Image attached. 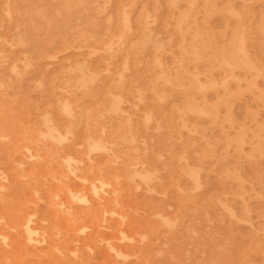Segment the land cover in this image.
<instances>
[{
	"label": "rangeland",
	"instance_id": "obj_1",
	"mask_svg": "<svg viewBox=\"0 0 264 264\" xmlns=\"http://www.w3.org/2000/svg\"><path fill=\"white\" fill-rule=\"evenodd\" d=\"M0 54V264H264V0H0Z\"/></svg>",
	"mask_w": 264,
	"mask_h": 264
},
{
	"label": "bare ground",
	"instance_id": "obj_2",
	"mask_svg": "<svg viewBox=\"0 0 264 264\" xmlns=\"http://www.w3.org/2000/svg\"><path fill=\"white\" fill-rule=\"evenodd\" d=\"M109 1H110V0H109ZM91 2H92V1H91ZM210 5H211V4H210ZM7 6H8V5H7ZM211 6H212V5H211ZM10 7H11V6H10ZM173 7H174V6H173ZM6 9H7V8H6ZM176 9H178V8H176ZM100 10H101V9H100ZM102 10H103V9H102ZM102 10H101V11H102ZM5 11H6V10H5ZM8 11H9V10H7V12H8ZM10 11H11V9H10ZM98 12H99V11H98ZM102 12H103V11H102ZM180 12H181V11H180ZM189 12H190V11H189ZM9 13H10V12H9ZM123 13H124V12H123ZM9 15H11V14H9ZM125 15H126V14H125ZM126 16H127V15H126ZM126 16H125V17H126ZM117 17H118V16H117ZM118 18H119V17H118ZM127 18H128V17H127ZM78 19H79V18H78ZM119 19H120V18H119ZM120 20H121V19H120ZM185 20H186V19H185ZM127 21H128V20H127ZM186 21H187V20H186ZM64 22H65V20H64ZM123 22H124V21H123ZM179 22H182V21H180V19H179ZM184 22H185V21H184ZM126 23H127V22H125V24H126ZM185 23H186V22H185ZM23 24H24V23H23ZM80 24H82V23H80ZM64 25H65V24H63V26H64ZM178 25H179V24H178ZM182 25H183V24H182ZM23 26H24V25H23ZM25 26H26V25H25ZM26 27H27V26H26ZM58 27H60V26H58ZM71 27H72V26H71ZM21 28H22V27H21ZM65 28H67V27L65 26ZM73 28H74V27H73ZM179 28H180V27H179ZM68 29H69V28H68ZM80 29H81V28H80ZM23 30H26V29H23ZM55 30H56V29H55ZM71 30H72V29H71ZM106 30H107V29H106ZM188 30H189V29H188ZM244 30H245V29H244ZM236 31H237V30H236ZM15 32H16V31H15ZM21 32H22V31H21ZM57 32H59V31H57ZM64 32H66V31H64ZM69 32H70V31H69ZM241 32H242V31H241ZM245 32H246V31H245ZM23 33H24V31H23ZM59 33H61V32H59ZM59 33L57 34V36L59 35ZM67 33H68V32H67ZM67 33H66V34H67ZM105 33L107 34L106 31H105ZM239 33H240V32H239ZM24 34H25V33H24ZM28 34H29V33H28ZM61 35H62V34H61ZM72 35H73V34H72ZM101 35H102V34H101ZM182 35H183V34H182ZM184 35H185V34H184ZM196 35H198V34H196ZM196 35H195V36H196ZM18 36H19V35H18ZM20 36H21V35H20ZM20 36H19V37H20ZM118 36H119V34H118ZM23 37H24V35H23ZM122 37H123V36H122ZM122 37H121V38H122ZM20 38H21V37H20ZM73 38H74V37H73ZM83 38H84V37H83ZM87 38H88V37H87ZM104 38H105V37H104ZM117 38H118V37H117ZM245 38H246V37H245ZM112 39H113V37H112ZM118 39H119V38H118ZM233 39H234V36H233ZM246 39H247V38H246ZM19 40H20V39H19ZM57 40H58V39H57ZM100 40H102V39H100ZM107 40H108V39H107ZM193 40H194V39H193ZM243 40H244V39H243ZM243 40H242V42H243ZM5 41H6V40H5ZM74 41H76V40L74 39ZM98 41H99V39H98ZM109 41H110V40H109ZM109 41H107V42L109 43ZM120 41H121V40H120ZM6 42H7V41H6ZM101 42H103V41H101ZM104 42H105V41H104ZM182 42H183V41H182ZM193 42H194V41H193ZM242 42H241V43H242ZM20 43H21V42H20ZM82 43H83V42H82ZM96 43H97V41H96ZM98 43H99V42H98ZM115 43H116V42H115ZM8 44H9V43H8ZM73 44H74V43H73ZM101 44H102V43H101ZM111 44H114V43H110V45H111ZM182 44H184V43H182ZM229 44H230V43H229ZM106 45H107V44H106ZM108 45H109V44H108ZM197 45H198V44H197ZM73 46H74V45H73ZM96 46H97V47H98V46L100 47V44H99V45L95 44V47H96ZM230 46H231V45H230ZM80 47H81V46H80ZM107 47H108V46H107ZM202 47H203V45H202ZM56 48H57V47H56ZM59 48H60V47H59ZM61 48H62V47H61ZM68 48H69V47H68ZM104 48H106V46H105ZM110 48H112V47H110ZM203 48H204V47H203ZM227 48H230V47H227ZM227 48H226V49H227ZM57 49H58V48H57ZM63 49H64V48H63ZM91 49H92V48H91ZM95 49H96V48H95ZM204 49H205V48H204ZM54 50H56V49H54ZM65 50H66V49H65ZM112 50H113V48H112ZM232 50H234V49H232ZM95 51L99 52L100 49H99V51H98V50H94V53H95ZM218 51H219V50H218ZM4 52H5V51H4ZM90 52H91V51H90ZM97 52H96V53H97ZM101 52H102V51H101ZM103 52H104V51H103ZM111 52H112V51H111ZM190 52H191V51H190ZM200 52H201V51H200ZM5 53H6V52H5ZM92 53H93V52H92ZM222 53H223V51H222ZM1 54H3V52H2ZM1 54H0V56H1ZM202 54H203V53H202ZM10 55H11V54H10ZM55 55H56V54H54V56H55ZM56 56H57V55H56ZM202 57H203V56H202ZM224 57H225V56H224ZM0 58H1V57H0ZM3 58H4V57H3ZM184 58H185V57H184ZM219 58H220V56H219ZM6 59H8V58H6ZM192 59H194V58L192 57ZM200 59H201V58H200ZM232 59H233V58H232ZM234 59H235V57H234ZM234 59H233V60H234ZM1 60L3 61L4 59L1 58ZM18 60H20V59H18ZM18 60H17V61H18ZM182 60H184V59H182ZM222 60H223V59H222ZM227 60H228V59H227ZM254 60H256V59H254ZM223 61H224V60H223ZM256 61H257V60H256ZM24 62H25V60L23 61V63H24ZM189 62H190V61H189ZM192 62H193V61H192ZM228 62H229V60H228ZM1 63H3V62H1ZM12 63H13V62H12ZM28 63H29V62H28ZM223 63H224V62H223ZM225 63H227V62H225ZM230 63H231V61H230ZM230 63H227V64H230ZM232 63H233V62H232ZM254 63H255V62H254ZM15 64H16V63H15ZM187 64H188V63H187ZM220 64H222V63H220ZM176 65H177V64H176ZM223 65H224V64H223ZM230 65H231V64H230ZM259 65H260V64H259ZM261 65H262V64H261ZM226 66H227V65H226ZM15 67H17V66H15ZM176 67H177V66H176ZM262 67H263V65H262ZM262 67H261V68H262ZM228 68H230V66H229ZM259 68H260V66H259ZM263 68H264V67H263ZM175 69H176V68H175ZM219 69H220V68H219ZM187 70H188V69H187ZM220 70H221V69H220ZM66 71H67V70H66ZM90 71H91V70H90ZM196 71H197V70H196ZM243 71H244V70H243ZM18 72H19V70H18ZM92 72H94V71H92ZM228 72H229V71H228ZM232 72H233V71H232ZM249 72H250V71H249ZM261 72H262V71H261ZM12 73H13V72H12ZM96 73H97V72H96ZM169 73H170V72H169ZM230 73H231V72H230ZM68 74H69V73H68ZM179 74H181V73H179ZM66 75H67V74H66ZM176 75H177V74H176ZM231 75H232V74H231ZM68 76H69V75H68ZM199 76H200V75H199ZM209 76H210V75H209ZM214 76H215V75H214ZM69 77H70V76H69ZM219 77H220V76H219ZM219 77H217V78H219ZM63 78H65V77H63ZM156 78H157V77H156ZM171 78H172V77H171ZM193 78H194V77H193ZM220 78H221V77H220ZM229 78H232V77H229ZM120 79H122V78H121V75H120ZM157 79H159V78H157ZM160 79H161V78H160ZM71 80H72V78H71ZM118 80H119V79H118ZM225 80H226V79H225ZM227 80H228V79H227ZM234 80H235V79H234ZM66 81H67V80H66ZM237 81H238V80H236V82H237ZM185 82H186V81H185ZM212 82H213V81H212ZM212 82H211V83H212ZM214 82H215V81H214ZM217 82H218V81H217ZM221 82H224V83H225L226 81L221 80ZM64 83H65V82H64ZM66 83H67V82H66ZM116 83L119 84L118 82H116ZM229 83H230V80H229ZM239 83H240V82H239ZM239 83H238V84H239ZM68 84H71V83H68ZM120 84H121V83H120ZM174 84H175V83H174ZM183 84H184V83H183ZM238 84H237V85H238ZM257 84H258V83H257ZM185 85H186V84H185ZM185 85H184V86H185ZM215 85H216V84H215ZM228 85H229V84H228ZM66 86H67V85H66ZM69 86L72 88V85H69ZM171 86H172V85H171ZM176 86H178V84H177ZM176 86H175V88H178V87H176ZM187 86H188V85H187ZM0 87H1V86H0ZM194 87H195V86H194ZM199 87H200V86H199ZM201 87H202V86H201ZM201 87H200V88H201ZM217 87H218V86H215L214 88H217ZM219 87H220V86H219ZM219 87H218V88H219ZM229 87H230V86H229ZM251 87H252V86H251ZM185 88H186V87H185ZM188 88H189V87H188ZM255 88H256V87H255ZM190 89H191V88H190ZM66 90H67V89H66ZM111 90H112V89H111ZM84 91H85V90H84ZM86 91H87V90H86ZM167 91H168V90H167ZM167 91L165 90V92H167ZM233 91H234V90H233ZM113 92H114V91H113ZM222 92H223V91H222ZM167 93H168V92H167ZM225 93H226V92H225ZM225 93H224V95H225ZM231 93H232V92H231ZM86 94H87V93H85V95H86ZM197 94H198V93H197ZM203 94L205 95V92H204ZM226 94H227V93H226ZM199 95H200V94H199ZM222 95H223V93H222ZM224 95H223V96H224ZM79 96H80V95H79ZM192 96H194V95H192ZM205 97H206V96H205ZM221 97H222V96H221ZM64 100H65V99H64ZM192 100H193V98H192ZM66 101H67V99H66ZM59 102H61V101H59ZM198 102H199V101H198ZM63 103H64V102H63ZM67 103H68V102H67ZM67 103H65V104H67ZM76 103H77V102H76ZM182 105H183V104H182ZM67 106H70V104H67ZM73 106H74V105H73ZM103 106H105V105H103ZM203 106H204V105H203ZM57 107H58V106H57ZM60 107H61V106H60ZM76 107H77V106H76ZM63 108H64V107H63ZM74 108H75V107H74ZM77 108H78V107H77ZM101 108H102V106H101ZM206 108H208V107H206ZM81 109H84V110H85V108H81ZM108 109H109V108H108ZM187 109H188V107H187ZM208 109H209V108H208ZM69 110H71L70 107H69ZM62 111H63V109H62ZM86 111H89V110H86ZM86 111H85V113H86ZM127 111H128V109H127ZM210 111H211V110H210ZM70 112H71V111H70ZM79 112H81V110H79ZM106 112H108V111H106ZM46 113H48V112H46ZM46 113H45V115H47ZM63 113H64V112H63ZM81 113H82V112H81ZM81 113H80V115H81ZM64 114H65V113H64ZM70 114H71V113H70ZM89 114H90V113H89ZM95 114H96V113H95ZM144 114H145V113H144ZM152 114H153V113H152ZM49 115H50V113H49ZM49 115H47V116H49ZM65 115H66V114H65ZM68 115H69V114H68ZM85 115H86V114H85ZM123 115H124V114H123ZM125 115H126V114H125ZM142 115H143V114H142ZM147 115H148V114H147ZM59 116H60V115H59ZM69 116H70V115H69ZM81 116H82V115H81ZM127 116H128V115H127ZM148 116H149V115H148ZM49 117H50V116H49ZM70 117H71V116H70ZM72 117H73V116H72ZM72 117H71V118H72ZM83 117H84V116H83ZM119 117H120V116H119ZM119 117H118V118H119ZM122 117H123V116H122ZM42 118H43V115H42ZM45 118H47V117H45ZM97 118H98V117H97ZM149 118H150V121H151V118H152V117L150 116ZM123 119H124V117H123ZM145 119H147V117H145ZM180 119H181V118H180ZM199 119H200V118H199ZM88 120H89V118H88ZM88 120H87V121H88ZM124 120H125V119H124ZM44 121H45V120H44ZM48 121H49V120H48ZM50 121H51V119H50ZM83 121H84V120H83ZM130 121H131V119H130ZM148 121H149V120H148ZM148 121H147V122H148ZM180 121H181V120H180ZM51 122H52V121H51ZM88 122H90V121H88ZM47 123H48V122H47ZM149 123H151V122H149ZM182 123H183V122H182ZM43 124H44V123H43ZM45 124H46V123H45ZM45 124H44V125H45ZM50 124H51V123H50ZM69 124H70V120H69ZM85 124H86V121H85ZM85 124H84V127H85ZM93 124H94V122H93ZM187 124H188V123H187ZM187 124H186V125H187ZM24 125H25V124H24ZM87 125H88V124H87ZM87 125H86V126H87ZM94 125H95V124H94ZM98 125H99V124H97V126H98ZM27 126H28V125H27ZM47 126H48V125L46 124L45 127H47ZM70 126H71V125H70ZM80 126H82V125H80ZM88 126H89V125H88ZM88 126H87V129H86V130H87V131H86L87 133H88ZM198 126H199V125H198ZM25 127H26V126H25ZM52 128H53V127H52ZM54 128H55V127H54ZM92 128H94V126H93ZM95 128H96V127H95ZM191 128H192V127H191ZM191 128H190V129H191ZM46 129H47V128H46ZM83 129H84V128H83ZM192 129H193V128H192ZM47 130H48V129H47ZM54 130H55V129H54ZM65 130H68V129H65ZM2 131H3V128H2ZM4 131H6V130L4 129ZM7 131H8V130H7ZM38 131H39V130H38ZM40 131H41V130H40ZM40 131H39V133H40ZM48 131H49V130H48ZM48 131H47V132H48ZM50 131H51V130H50ZM68 131H69V130H68ZM103 131H104V130H103ZM47 132H46V133H47ZM54 132H55V131H54ZM58 132H59V131H58ZM83 132H84V131H83ZM50 133H51V132H50ZM59 133H60V132H59ZM125 133H126V132H125ZM0 134H5V133H0ZM40 134H41V133H40ZM40 134H39V135H40ZM52 134H53V133H52ZM70 134H71V133H70ZM70 134H69V135H70ZM91 134H92V133H91ZM102 134H104V132H103ZM119 134H120V133H119ZM122 134H123V132H122ZM7 135L10 137L9 133H8ZM41 135H43V134H41ZM60 135H61V133H60ZM116 135H117V134H116ZM200 135H201V134H200ZM0 136H1V135H0ZM2 136H3V135H2ZM8 136H7V137H8ZM57 136H58V135H57ZM57 136H56V137H57ZM62 136H64V135H62ZM71 136L73 137V134H72ZM81 136H82V135H81ZM92 136L94 137V134H92ZM108 136H109V135H108ZM121 136H122V135H121ZM130 136H131V135H130ZM4 137H5V136H4ZM66 137H67V136H66ZM87 137H88V136H87ZM125 137H126V136H125ZM240 138H241V137H240ZM24 139H26V138H24ZM43 139H44V138H43ZM45 139L47 140L46 137H45ZM49 139H51V138H49ZM49 139H48V140H49ZM107 139H108V138H107ZM130 139H131V138H130ZM241 139H242V138H241ZM7 140H8V139H7ZM52 140H53V142H54L55 137H54V139L52 138ZM58 140H60V139H58ZM69 140H70V139H69ZM1 141H2V139H1ZM28 141H29V139H28ZM63 141H64V140H63ZM66 141H68V138H67V140H65L64 142H66ZM91 141L93 142V140H91ZM99 141H100V139H99ZM117 141H120V140H117ZM131 141H132V140H131ZM105 142H106V141H105ZM122 142H123V140H122ZM229 142H230V141H229ZM242 142H243V140H241V144H242ZM36 143H38V142H36ZM50 143H51V142H50ZM55 143H56V142H55ZM61 143H62V142H61ZM85 143H86V142H85ZM96 143H97V142H96ZM99 143H100V142H99ZM128 143L131 144L130 142H128ZM132 143H133V141H132ZM244 143H246V142H244ZM57 144H58V143H57ZM92 144H93V143H92ZM100 144H102V143H100ZM106 144H107V143H105V145H106ZM113 144H114V143H113ZM262 144H263V143H262ZM90 145H91V144H90ZM93 145H94V144H93ZM102 145H103V144H102ZM108 145L114 147V146L111 145V144H108ZM134 145H135V144H134ZM254 145H255V144H254ZM26 146H27V144H26ZM45 146H46V145H45ZM75 146H76V145H75ZM82 146H83V145H82ZM255 146H256V145H255ZM21 147H23V146H21ZM24 147H25V146H24ZM87 147H88V145H87ZM101 147H102V146H100V148H101ZM135 147H136V146H135ZM45 148L47 149V147H45ZM100 148H98V149H100ZM253 148H254V147H253ZM79 149H80V148H79ZM89 149H90V147H89ZM101 149H102V148H101ZM101 149H100V150H101ZM105 149H106V148H105ZM105 149H104V146H103V151H105ZM20 150H22V149H20ZM23 150H24V149H23ZM30 150H31V149H30ZM87 150H88V148H87ZM107 150H109V149H107ZM61 151H62V150H61ZM92 151H93V150H91V152H92ZM101 151H102V150H101ZM133 151H134V150H133ZM256 151H257V150H256ZM256 151H254V152H256ZM26 152H27V151H26ZM50 152H51V151H50ZM55 152H56V151H55ZM96 152H100V151H97V150H96ZM105 152H106V151H105ZM105 152H104V153H105ZM110 152H112V151H110ZM134 152H135V151H134ZM27 153H28V152H27ZM92 153H94V152H92ZM135 153H136V152H135ZM28 154H29V153H28ZM53 154H55V153H53ZM87 154H88V156H89V152H87ZM106 154H107V153H106ZM37 155H38V151H37ZM48 155H49V153H48ZM50 155H52V154H50ZM107 155H108V154H107ZM112 155H113V153H112ZM114 155H115V154H114ZM114 155H113V156H114ZM185 155L188 157L187 154H185ZM35 156H36V155H35ZM35 156L32 155L30 158H32V157L34 158ZM38 156H39V155H38ZM38 156H36V157L38 158ZM65 156H66V155H65ZM69 156H71V155H69ZM69 156L67 157V159L69 158ZM84 156H85V155H84ZM86 156H87V155H86ZM115 156H116V155H115ZM115 156H114V157H115ZM23 157H24V155H23ZM25 157H26V156H25ZM72 157H73V156H72ZM80 157H81V156H80ZM250 157H251V156H249L248 159H250ZM28 158H29V157H28ZM50 158H51V157H50ZM52 158H53V157H52ZM88 158H89V157H88ZM117 158H119V157H117ZM117 158H116V159H117ZM130 158H131V157H130ZM65 159H66V158H65ZM69 159L72 160L71 158H69ZM69 159H68V160H69ZM89 159H90V158H89ZM116 159H115V161H116ZM188 159H189V157H188ZM90 160H91V159H90ZM64 161H65V160H64ZM79 161H80V160H79ZM88 161H89V160H88ZM182 161H183V160H182ZM189 161H190V160H189ZM62 162H63V158H62ZM69 162H70V161H69ZM71 162H72V161H71ZM74 162H75V161H74ZM76 162H77V160H76ZM80 162H81V161H80ZM80 162H78V163L81 164ZM14 163H15V162H14ZM21 163H22V161H21ZM126 163H127V162H126ZM136 163H137V162H136ZM185 163H187V162L185 161ZM18 164H20V163H18ZM18 164H17V165H18ZM63 164H64V163H63ZM63 164H62V165H63ZM20 165H21V164H20ZM91 165H92V164H91ZM140 165H141V164H140ZM196 165H197V164H196ZM199 165H200V164H199ZM71 166H72V165H71ZM80 166H81V165H80ZM133 166H134V165H133ZM18 167L21 168V166H19V165H18ZM67 167H68V166H67ZM123 167H124V166H123ZM131 167H132V166H131ZM142 167H143V165H142ZM60 168H61V167H60ZM64 168H65V167H64ZM68 168H69V167H68ZM91 168H92V167H91ZM103 168H105V166H104ZM178 169H179V167H178ZM61 170H62V169H61ZM90 170H91V169H90ZM97 170H98V169H97ZM109 170H110V169H109ZM179 170H180V169H179ZM197 170H199V169H197ZM34 171H35V170H34ZM42 171H43V170H42ZM62 171H63V170H62ZM70 171H71V172H74L75 170H74V169H70ZM79 171H80V170H79ZM79 171H78V172H79ZM84 171H85V170H84ZM91 171H92V170H91ZM91 171H90V172H91ZM98 171H101V170H98ZM116 171H117V170H116ZM134 171H135V169H134ZM144 171H145V170H144ZM183 171H184V169H183ZM202 171H203V170H202ZM53 172H54V171H53ZM75 172H76V171H75ZM145 172H146V171H145ZM2 173H3V172H2ZM67 173H68V171H67ZM86 173H87V172H86ZM93 173H94V172H93ZM47 174H48V173H47ZM72 174H73V173H72ZM72 174H71V175H72ZM100 174H102V173L100 172ZM140 174H142V173H140ZM225 174H226V173H225ZM91 175H92V174H91ZM135 175H136V174H135ZM226 175H227V174H226ZM0 176H1V175H0ZM3 176H4V175H3ZM63 176H64V175H63ZM74 176H75V175H74ZM82 176H84V175H82ZM133 176H134V175H133ZM152 176H153V175H152ZM224 176H225V175H224ZM6 177H7V176H6ZM28 177L30 178V176H28ZM33 177H35V176H33ZM41 177H42V176H41ZM46 177H47V176H46ZM50 177H52V176H50ZM115 177H116V176H115ZM115 177H114V178H115ZM146 177H147V176H146ZM153 177H154V176H153ZM226 177H227V176H226ZM4 178H5V177H4ZM26 178H27V177H26ZM43 178H44V177H43ZM62 178H63V177H62ZM77 178H78V177H77ZM100 178H101V175H100ZM102 178H103V177H102ZM119 178H120V177H119ZM128 178H130V177H128ZM136 178H137V177H136ZM139 178H141V177H138V179H139ZM227 178H228V177H227ZM227 178H226V179H227ZM6 179H7V178H6ZM53 179H54V177H53ZM75 179H76V178H75ZM80 179H83V178H80ZM84 179H85V178H84ZM116 179H117V178H116ZM120 179H121V178H120ZM141 179L143 180L144 178L142 177ZM44 180H45V178H44ZM97 180H98V179H97ZM105 180H106V179H105ZM0 181H1V179H0ZM4 181H5V180H4ZM35 181H36V180H35ZM46 181H47V180H46ZM56 181H57V180H56ZM85 181H86V180H85ZM100 181L102 182V180H100ZM103 181H104V180H103ZM198 181H199V180H198ZM26 182H27V181H26ZM59 182H60V181H59ZM95 182H96V180H95ZM108 182H109V181H108ZM141 182H142V181H141ZM152 182H153V181H152ZM176 182H177V181H176ZM193 182H195V181H193ZM98 183H99V182H98ZM103 183H105V182H103ZM103 183L101 184V186L104 185ZM115 183H116V182H115ZM134 183H135V182H134ZM142 183H143V182H142ZM196 183H197V182H196ZM199 183H201V182L199 181ZM204 183H206V182H204ZM14 184H15V182H14ZM86 184H87V182H86ZM109 184H110V182H109ZM145 184H146V183H145ZM15 185H16V184H15ZM49 185H50V184H49ZM79 185H81V184H79ZM90 185H91V184H90ZM93 185L95 186L94 183H93ZM107 185H108V184H107ZM146 185H147V184H146ZM201 185H202V184H201ZM1 186H2V185H1ZM1 186H0V187H1ZM29 186H30V185H29ZM108 186H109V185H108ZM117 186H118V185H117ZM195 186L197 187L196 189H198L199 185L196 184ZM195 186H194V187H195ZM45 187H46V186H45ZM87 187H88V186H87ZM92 187H93V186H92ZM97 187H98V186H97ZM97 187L95 186V187H94V190L100 188V187H99V188H97ZM106 187H107V186H106ZM111 187H112V186H111ZM147 187H148V186H147ZM200 187H201V186H200ZM2 188H3V187H2ZM17 188H18V187H17ZM31 188H32V187H31ZM50 188H51V187H50ZM101 188H102V187H101ZM177 188H178V190H179V187H177ZM261 188H262V187H261ZM18 189H19V188H18ZM67 189H68V191L70 190V188H67ZM120 189H121V188H120ZM148 189H149V188H148ZM186 189H187V188H186ZM262 189H263V188H262ZM5 190H6V189H5ZM64 190H65V189H64ZM121 190H122V189H121ZM0 191H1V190H0ZM98 191H99V190H98ZM102 191H103V190H102ZM114 191H116V190L114 189ZM189 191L191 192V190H189ZM245 191H246V190H245ZM37 192H38V191H37ZM69 192L71 193V191H69ZM69 192H67V193L69 194ZM74 192H75V191H74ZM81 192H82V191H81ZM90 192H91V191H90ZM116 192H117V191H116ZM116 192H115V193H116ZM179 192H180V191H179ZM183 192H184V191H183ZM186 192H188V191H186ZM53 193H54V192H53ZM56 193H57V192H56ZM60 193H62V192H60ZM78 193L80 194L79 191H78ZM83 193H84V192H83ZM92 193H93V192H92ZM192 193H193V192H192ZM243 193H244V192H243ZM248 193H249V192H248ZM248 193H247V194H248ZM34 194H35V190H34ZM76 194H77V193H76ZM76 194L72 193L70 199L74 201L75 197L78 198V194H77V195H76ZM84 194H85V193H84ZM98 194H99V193H98ZM101 194H102V193H101ZM104 194H105V193H104ZM113 194H114V193H113ZM233 194H236V193L234 192ZM245 194H246V193H244V195H245ZM54 195H56V194H54ZM57 195H58V194H57ZM92 195H93V194H92ZM107 195H108V194H107ZM30 196H31V195H30ZM33 196H34V195H33ZM36 196H37V195H36ZM42 196H43V195H42ZM47 196H48V195H47ZM231 196H232V195H231ZM238 196H239V195H238ZM238 196H237V194H236V197H238ZM240 196H241V195H240ZM240 196H239V198H240ZM34 197H35V196H34ZM73 197H74V199H72ZM95 197H96V196H95ZM241 197L243 198V196H241ZM51 198H52V197H51ZM53 198H54V197H53ZM80 198H81V197H80ZM80 198H78V200H80L79 202H82V203H83V201H81ZM232 198H233V197H232ZM242 198H241V199H242ZM56 199H57V198H56ZM82 199L85 200V203H86V201H87L86 197H83ZM217 199H218V198H217ZM217 199H216V200H217ZM244 199H245V198H244ZM246 199H247V198H246ZM246 199H245V200H246ZM0 200H1V199H0ZM38 200H39V199H38ZM216 200H215V201H216ZM247 200H248V199H247ZM76 201H77V200H76ZM114 201H115V200H114ZM231 201H232V200H231ZM26 202H27V201H26ZM61 202H62V201H61ZM74 202H75V201H74ZM87 202H88V201H87ZM210 202H211V201H210ZM226 202H227V201H226ZM1 203H2V202H1ZM28 203H29V202H28ZM55 203H56V202H55ZM62 203H63V202H62ZM62 203H61V204H62ZM85 203H83V204H85ZM116 203H117V202H116ZM29 204H30V203H29ZM31 204H32V203H31ZM51 204H52V203H51ZM208 204H209V203H208ZM208 204H207V205H208ZM210 204H214V202H211ZM218 204H219V203H218ZM32 205L35 206V204H32ZM54 205H55V204H54ZM54 205H53V206H54ZM63 205H64V204H63ZM244 205H245V201H244ZM2 206H3V205H2ZM51 206H52V205H51ZM208 206H209V205H208ZM213 206H214V205H213ZM246 206H247V205H246ZM202 207H203V206H202ZM206 207H207V206H206ZM206 207H205V208H206ZM214 207H215V206H214ZM12 208H13V207H12ZM60 208H61V207H60ZM203 208H204V207H203ZM13 209H14V208H13ZM61 209H62V208H61ZM66 209H67V208H66ZM200 209H201V208H200ZM212 209H214V208H212ZM207 210H209V209H207ZM68 211L71 212L70 209H69ZM210 211H211V209H210ZM212 211H213V210H212ZM62 212H63V210H62ZM110 212L112 213V212H114V211H110ZM226 212H227V211H226ZM66 213H68L67 210H66ZM104 213H105V212H104ZM205 213H206V211H205ZM242 213H243V212H242ZM35 214H36V213H35ZM113 214H114V213H113ZM219 214H221V213H219ZM239 214H240V213H239ZM27 215H29V214H27ZM30 215H31V217L33 216V214H30ZM67 215L70 216V214H67ZM109 215H110V213H109ZM111 215H112V214H111ZM158 215H159V213H158ZM115 216H116V215H115ZM120 216H121V215H120ZM156 216H157V214H156ZM156 216H155V218H156ZM236 216H237V214H236ZM242 216H244V215H242ZM0 217H1V216H0ZM33 217H35V216H33ZM55 217H56V216H55ZM118 217H119V216H118ZM123 217H124V219H125V216H123ZM160 217H161V215H160ZM160 217H159V218H160ZM29 218H30V217H29ZM120 218H121V217H120ZM161 218H162V217H161ZM161 218H160V219H161ZM241 218H242V217H241ZM25 219H26V218H25ZM124 219H123V220H124ZM167 219H168V216H167ZM242 219H243V218H242ZM247 219H248V218H247ZM1 220H3V219H0V221H1ZM64 220H65V219H64ZM123 220H121V221H123ZM161 220H162V219H161ZM168 220H169V219H168ZM168 220H167V221H168ZM248 220H249V219H248ZM106 221H107V220H106ZM163 221H164V220H163ZM163 221H162V222H163ZM170 221H171V220H170ZM235 221H236V220H235ZM65 222H66V221H65ZM164 222H166V221H164ZM42 223H45V222L43 221ZM122 223H123V222H122ZM174 223H175V222H174ZM33 224H34V223H33ZM22 225H23V227H24V230H25V232H26V234H27V238L29 239V241H31V242H33V241H37V242H38V241H41L40 237L37 236V234H38V233H37L38 229H37V231H36L35 228L32 227V225H31V219H28V218H27V219L22 223ZM6 226H7V225H6ZM16 226H17V225H16ZM121 226H122V224H121ZM121 226H119V227H121ZM215 227H216V226H215ZM20 228H21V227H20ZM103 228H104V227H103ZM216 228H217V227H216ZM216 228H215V229H216ZM9 229H10V228H9ZM11 229H12V228H11ZM82 229H83V228H82ZM86 229H87V228H86ZM80 230H81V228H80ZM84 230H85V229H84ZM119 230H120V229H119ZM13 231H14V229H13ZM39 231H40V230H39ZM170 231H171V230H170ZM217 231H218V230H217ZM256 231H257V230H256ZM23 232H24V231H23ZM43 232H44V231H43ZM57 232H58V230H57ZM78 232H84V231H82V230L79 231V230H78ZM258 232H259V231H258ZM41 233H42V232H41ZM259 233H260V232H259ZM262 233H264V232L262 231ZM42 234H43V233H42ZM44 234H46V233H44ZM75 234H76V232H75ZM83 234H84V233H83ZM122 234H125V233H122ZM122 234H121V235H122ZM214 234L216 235V233H214ZM256 234H257V233H256ZM58 235H59V234H58ZM58 235H57V236H58ZM137 235H138V234H137ZM140 235H141V234H140ZM143 235H144V237H145V234H143ZM210 235H211V234H210ZM219 235H220V234H219ZM0 236H1V234H0ZM2 236H3V235H2ZM20 236H21V235H20ZM123 236L126 238L125 235H123ZM123 236H121V237H123ZM216 236H218V234H217ZM220 236H221V235H220ZM4 237H5V238H3V239H7V241H9L8 238H7L6 236H4ZM47 237H48V236H47ZM124 237H123V238H124ZM141 237H142V235H141ZM144 237H143V240L146 239V238H144ZM221 237H222V236H221ZM99 238H100V237H99ZM120 239H121V240H119V241L121 242V241H122V238H120ZM127 239H128V238H126V240H127ZM130 239H133V238L131 237ZM130 239H129V241H130ZM100 240H101V239H100ZM115 240H116V239H115ZM126 240H125V241H126ZM140 240H141V239H140ZM261 240H262V239H261ZM43 241H44V240H43ZM106 241H107V240H106ZM119 241H118V242H119ZM144 241H145V240H144ZM0 242H1V241H0ZM5 242H6V240H5ZM26 242L28 243V240H27V239H26ZM77 242H78V241H77ZM104 242H105V241H104ZM107 242L109 243V240H108ZM1 243H2V242H1ZM3 243H4V242H3ZM3 243H2V244H3ZM38 243H40V242H38ZM74 243H75V242H74ZM115 243H116V242H115ZM210 243H211V242H210ZM35 244H36V243H35ZM40 244H41V243H40ZM78 244H79V243H78ZM131 244H132V243H131ZM218 244H219V243H218ZM5 245H6V244H5ZM5 245H4V246H5ZM28 245H30V243H29ZM4 246H3V247H4ZM33 246H35V245H33ZM106 246H108V245H106ZM6 247H8V245H6L5 248H6ZM71 247H72V246H71ZM110 247H112V246H110ZM206 247H207V246H206ZM257 247H258V246H257ZM52 248H53V247H52ZM89 248H90V247H89ZM127 248H128V247H127ZM215 248H216V247H215ZM9 249H11V248H9ZM55 249H56V248H54V251H55ZM95 249H96V246H95ZM112 249H113V248H112ZM112 249L110 248L111 251H112ZM18 250H19V249H18ZM114 250H115V249H113V251H114ZM117 250H118V249H117ZM222 250H223V249H222ZM24 251H25V250H24ZM220 251H221V250H220ZM5 252H6V251H5ZM14 252H15V251H14ZM26 252H27V251H26ZM38 252H39V251H38ZM68 252H69V251H68ZM70 252H72V251H70ZM74 252H76V251H74ZM109 252H110V251H109ZM209 252H211V251H209ZM7 253H8V252H7ZM28 253H29V252H28ZM57 253H58V252H57ZM72 253H73V252H72ZM79 253H80V252H79ZM115 253H116V251H115ZM118 253H119V251H118ZM16 254H18V252H17ZM73 254H74V253H73ZM73 254H72V256H73ZM91 254H92V253H91ZM116 254H117V253H116ZM120 254H121V255H120ZM122 254H123V253H119L120 256H119L118 254H117L116 256H117V257H118V256H119V257H122ZM10 255H12V254H10ZM62 255H63V254H62ZM70 255H71V254H70ZM126 255H127V254H123V257H125ZM128 256H129V255H128ZM128 256H127V257H128ZM134 256H135V255H134ZM239 256H240V255H238V257H239ZM0 257H1V256H0ZM4 257H5V255H4ZM20 257H21V256H20ZM123 257H122V258H123ZM21 258H22V257H21ZM75 258H77V257L75 256ZM239 258H240V257H239ZM77 259H78V258H77ZM87 259H88V258H87ZM117 259H118V258H117ZM124 259L126 260V258H124ZM124 259H123V260H124ZM235 259H237V258L235 257ZM2 260H3V259H2ZM12 260H13V259H12ZM6 261H8V260L6 259ZM13 261H14V260H13ZM79 261H81V260H79ZM81 262H82V261H81ZM209 262H210V261H209ZM7 263H8V262H7ZM61 263H62V262H61ZM96 263H97V262H96ZM121 263H122V262H121ZM237 263H238V262H237ZM8 264H9V263H8ZM13 264H14V263H13ZM63 264H64V263H63ZM209 264H210V263H209ZM238 264H239V263H238Z\"/></svg>",
	"mask_w": 264,
	"mask_h": 264
}]
</instances>
